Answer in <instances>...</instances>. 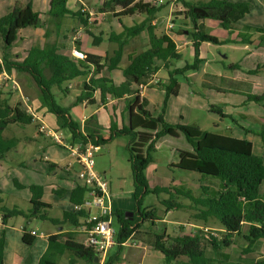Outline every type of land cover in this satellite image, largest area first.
<instances>
[{"label":"trees","instance_id":"obj_1","mask_svg":"<svg viewBox=\"0 0 264 264\" xmlns=\"http://www.w3.org/2000/svg\"><path fill=\"white\" fill-rule=\"evenodd\" d=\"M178 1H181L184 7L183 18L189 19L194 26L193 30H188L192 40L194 59L191 64L186 63L183 67L175 68H170L172 61L180 57L176 51L175 43L167 34L157 37L154 32L155 26L151 24L154 15L161 9L162 5L155 6L148 0L103 1L98 12L111 13L120 22L121 19L118 16L126 13L132 17L145 14V18L141 22L134 21L131 25H124L121 22V31L108 32V39L116 43V48L111 54H107L102 62L88 57L77 59L71 54L61 53L55 42L47 41L42 47L32 46L29 48L21 61L9 60L7 48L13 45L20 29L37 26L39 13L35 12L30 4L16 3L11 10L0 17V36L5 45L0 62V73L4 71L9 75L18 72L29 76L39 92L41 106H45L47 111L54 113L57 125L67 128L72 138L77 139L78 142L81 141L84 144L91 142L100 146L107 139L110 140L115 136H130L126 149L128 152L127 161L131 170L135 209L130 212L114 211L113 225L115 220L114 239L117 254L106 256L101 264H113L118 258L122 245L132 237L137 239L140 237L152 248L159 251L165 264H172L173 261L182 256L186 257L192 264L211 263L214 258L207 256V251L215 252L223 247H228L231 244L232 235L239 232L244 222L249 224L247 234L243 236L248 243V248L244 252L250 251L254 242L258 240L264 242V198L261 197L259 190L264 181V161L253 153V145L250 140L202 130L190 124L170 125L165 122L162 115L153 116L147 110L145 100L138 103L135 110L137 115H140L144 120L154 122L156 124L155 130L143 126L136 128L125 126L119 129L115 127L114 129L110 128V135L104 140L101 136L82 134L79 131L78 123L71 119L68 107L55 101L53 88L67 94L69 88L67 86L62 87V84L77 77L86 76L91 66L94 67L95 74L104 67L109 71L119 70L124 76V81L114 84L111 79L90 76L82 82L81 92L74 103L82 100L91 103L93 101L91 96L96 90L100 92L102 100L106 95L119 98L124 94H131L132 97H137L136 90L132 86L154 74L158 70L157 62H162L168 73V78L157 85L164 89L167 97L176 95L179 89L176 75L198 67L201 60L199 46L202 42L208 41L204 32L197 28V22L205 18H213L219 22L222 28L228 30L232 24L242 19L250 9L249 3L244 1ZM67 17H74L84 25L88 24V15L80 10L77 12L69 10L67 0H50L47 23H54L59 30L60 23ZM143 32L147 34L148 47L140 52L129 54L127 64L121 67L120 63L125 45L130 39L141 35ZM45 34L46 36L49 35L48 30ZM100 34L95 35L98 41L101 40ZM237 42L251 43V40L244 36H238ZM236 65L241 67L239 63ZM46 70L49 71L48 75ZM247 97L251 101L261 103L264 108V89L258 93L248 94ZM208 111L225 116L221 109L215 105H211ZM34 120L27 108L21 104L11 105L7 98L0 95V154L8 152L17 144L16 138H4L2 136L4 129L10 124L26 125ZM170 128H175L182 133L192 147V155L185 158L181 166L187 170L219 178L223 185L222 191L214 193L209 187L202 185V196H196L191 190L181 189L175 185L151 186L149 184L145 171L152 162L151 152L155 150V142L169 135ZM137 130L153 131L154 133L153 139L147 144L144 156L137 155L131 148L137 137ZM259 135L264 143V130ZM48 166L50 170H53L54 164L48 162ZM28 188L31 197L26 209L19 208L17 205L13 207L0 206V219L3 225L10 217L21 215L25 218L48 220L52 224L68 221L76 226L79 219L82 220L86 216L83 211L75 212L73 210V205L80 204L86 194V187L79 183L70 190L52 188V192L59 196L69 192L68 200L72 208L62 212V220L50 216L51 204L41 199L44 193L43 185L31 184ZM162 193L169 196L159 201L164 207V212L171 209L192 210L195 220L207 223L208 220L212 219L218 223L224 229L223 236L218 238L200 228L191 230L189 233L184 232L182 228L173 234H168L164 230L162 232L155 231L153 228L158 220L156 209L149 205L143 207L142 202L146 195L158 197ZM184 200L187 202L185 203ZM64 235L69 236L71 234L66 233ZM21 239L24 244L30 245L33 236L24 230ZM4 244L5 232L4 229H0V264H3ZM66 250L89 264H100L99 256L92 247L73 239H66L57 246H48L38 264H57V254ZM254 264H264V256L255 260Z\"/></svg>","mask_w":264,"mask_h":264},{"label":"rangeland","instance_id":"obj_2","mask_svg":"<svg viewBox=\"0 0 264 264\" xmlns=\"http://www.w3.org/2000/svg\"><path fill=\"white\" fill-rule=\"evenodd\" d=\"M0 0V17L5 15L9 10H11L16 3H21L22 0ZM100 0H69L68 8L72 11L77 12L80 6L79 3H86L90 5H99ZM152 2L153 0H148ZM161 9L154 15L152 19L153 25L155 26L154 32L157 37L162 34H183L185 29L189 31L194 29L193 23L188 19L187 21L183 18V11L180 7L184 9L182 2L176 0V6L170 9L171 0H162ZM191 1V0H187ZM232 2L244 1L249 3V12L239 21L231 25L233 30H227L222 28L215 19L205 18L202 21L197 22V28L204 32L208 37V41L204 42L200 48V64L196 69L186 70L182 76H178L179 89L176 95L162 96L161 105L158 110H154L155 103H151L150 106L146 107L150 113L154 116L162 115L165 117V99L169 98V105L166 108V118L171 122H168L165 118V122L170 125H176L178 123H184L187 121L190 125H197L198 128L202 130H207L215 133H226V126L232 125L230 118H221L218 113L208 111V109L198 108L201 106L200 102H205L209 108L211 105L218 106L215 102L217 101V96H221L220 90L217 87L223 86L220 78H215L210 74L221 73L230 75L232 70L229 68L230 64H233L243 58L248 49H253L255 46L260 44L262 40L264 41V0H230ZM97 12V11H96ZM98 13V12H97ZM96 13V14H97ZM95 14L90 17L91 22L95 19ZM122 24L131 25L134 21L141 22L145 18V14H140L136 17H132L129 13L124 15H119ZM100 18L101 21L96 23ZM96 18L93 21V25L96 23V28L101 27L102 31L107 32L110 30V24L117 30L122 29L118 19L112 14H105L104 19L102 17ZM155 19L157 21H155ZM173 21V28L170 30L166 25L169 21ZM152 22V21H151ZM75 23V19L71 18L69 24ZM188 23V25H187ZM98 24V25H97ZM152 24V23H151ZM28 30H32L33 27L28 26ZM73 34V31L71 32ZM247 35L250 39L254 41L253 45H245L241 43L233 42H219L224 39H234L237 34ZM99 34V32H95ZM187 39V36L183 34L181 39ZM262 39V40H261ZM85 43V40L83 41ZM263 43V42H262ZM264 44V43H263ZM109 45H112L108 40H104L98 46L92 44V37H89V41L86 46L94 49H108ZM4 42L0 36V51L4 50ZM148 47V38L146 33H142L128 41L124 48L123 63L127 64V53L133 54L140 52ZM9 48H12L9 47ZM7 48V49H9ZM192 46L189 42L187 47L181 49L180 58L172 61L170 68L183 67L186 63H192L194 56L191 55ZM261 52L264 54V50ZM193 54V53H192ZM259 55L264 60L262 55ZM258 61V60H257ZM259 63V61H258ZM257 63V64H258ZM263 63V62H262ZM260 64V63H259ZM264 63L260 64V73H264ZM244 69V68H242ZM167 71V70H166ZM114 76H119L124 81V76L118 70H111ZM46 74L49 71L46 70ZM84 76L77 77L71 81H66L62 84V87L68 86V84H76V81L83 80ZM211 77V78H210ZM24 75L19 78V85L22 90L24 98L29 97V104L34 101L35 98H39L38 95H34L31 91L24 90L22 85ZM4 80V79H1ZM4 82V81H3ZM77 86L68 91L67 94L59 92L57 88H53L55 101L62 105L67 106L68 111L73 109L71 101L73 102L75 95L77 94ZM156 86V85H154ZM0 87L2 85L0 84ZM12 88V86H11ZM159 90H163L159 87ZM17 92V91H16ZM13 91L12 94L16 93ZM19 92V91H18ZM27 96H26V95ZM245 100L247 98L246 91L242 90L240 94ZM18 95L11 97L12 104L18 101ZM13 98V99H12ZM40 100V99H39ZM28 102V100H27ZM71 105V106H70ZM79 105V104H78ZM44 107V108H43ZM38 108L40 112V119L44 121L46 127L45 131L51 130L58 134L65 145H69L68 140V129L59 127L55 120L54 113L47 111L45 106ZM94 105L88 104L86 106V113L93 109ZM202 107V106H201ZM79 111L82 107L79 106ZM74 111V110H73ZM71 112H69L70 114ZM73 113H76L75 111ZM73 116V114L71 113ZM111 117V128L119 127L115 120H113L110 111L100 112L97 116L101 121V118L105 119ZM164 115V116H163ZM140 116V115H138ZM247 117L251 118L254 114H246ZM75 118V116H73ZM139 117L133 115V110H130V117H126L132 125H140L142 122L138 119ZM109 119V118H108ZM110 121V119H109ZM149 125V124H148ZM243 125V124H241ZM128 127V122L125 123ZM178 136L163 138L164 141L158 142L156 144V149L151 152L152 162L146 168V176L148 182L151 186H177L181 189H189L195 195L198 193L199 185L208 186L214 193L223 190V185L219 178L203 175L199 172L192 170H184L172 166V162L177 161V155H173V148L177 149H192L191 145L186 141L182 133L178 131ZM2 136L4 138H16L17 144L14 148H11L8 152L0 154V206L6 205L7 207H13L17 205L19 208L26 209L29 206V196L31 195L30 189L28 188L31 184L44 185V199L51 201L52 204L59 202L60 206L68 204L66 201L62 200V196H57L50 193L49 185H45V179H47L49 172L48 162L54 161L59 168L71 167L72 158L70 150L64 146L55 143L49 135H44V131L40 132V125L37 121H33L26 125L10 124L8 125ZM151 136L144 132L139 136L137 147L135 148L136 154L139 156H144L146 153L147 144L153 139L149 140ZM130 140L128 135L115 136L112 139H107L103 144L100 145V149L94 154V170L102 174V171H106V179L109 183V191L112 193V200L114 209H119L121 211H133L135 209V201L133 195V184L131 178L130 165L127 161L128 152L126 146ZM148 141V142H147ZM156 143V142H155ZM260 144L254 142V153L258 154ZM75 169L77 167L72 166ZM78 170V169H77ZM51 175H49V178ZM50 179H53L52 177ZM44 182V184H42ZM260 192L264 191V181L260 185ZM115 194V196H114ZM168 194L162 193L158 197L154 195H146L143 199L142 206H153L156 209L158 220L154 225V230L162 232L164 227L168 234L175 233L178 227L182 228L184 232L189 233L191 227L189 222H193V211L187 209H175L171 213L166 214L164 212V207L159 201L168 198ZM186 203L187 201L184 200ZM56 209L51 210V215L55 216L57 214ZM1 214V213H0ZM165 218L166 222H161L160 220ZM180 222L176 223L175 222ZM195 220V219H194ZM25 221V218L21 215L10 217L6 225L8 227H14L18 229L20 224ZM116 221L114 220V225ZM40 221L33 219L28 227H34L41 230L39 225ZM179 226H178V225ZM219 226V225H218ZM208 233H214L216 237L221 238L223 236V231L217 229L214 224L205 225ZM238 242V239H237ZM262 241H257L255 244L254 252L263 253V250L259 252V246ZM133 244V245H131ZM240 245V240H239ZM244 243L239 247L241 248ZM22 251H26L29 254L33 253V249L24 244L22 246ZM111 256L117 254V246L113 247L109 251ZM207 256L214 258L209 264H235L241 256L235 245L231 247H224L218 251H207ZM253 255L252 253H250ZM240 264L244 263L242 261ZM253 263V262H252ZM101 264V263H100ZM113 264H165L162 255L156 253H147L141 247L139 239L136 237L129 238L126 244L122 245L118 253V258ZM172 264H192L184 256L173 261ZM254 264V263H253Z\"/></svg>","mask_w":264,"mask_h":264},{"label":"crops","instance_id":"obj_3","mask_svg":"<svg viewBox=\"0 0 264 264\" xmlns=\"http://www.w3.org/2000/svg\"><path fill=\"white\" fill-rule=\"evenodd\" d=\"M103 1L104 0H100L99 5H90V4L80 2L79 6L85 5L86 7L93 10L94 12L95 11L98 12V10H99L98 8L101 6ZM68 2H69V0H67V8H68ZM21 4L22 5L30 4L32 9L35 12L39 13L38 24H37V26L33 27L32 30H28V28L26 27V28L20 29L18 31L17 39L14 41L12 48L7 49V54H8L9 60H12V61L23 60V58L25 57L26 52L29 48H31L32 46L42 47L46 41L47 42H55L61 53L70 54L71 49L75 47L78 50H80L85 55V57L98 60L99 62H102L104 57L107 54H111L112 51L116 48V43H114L108 39V32L109 31L119 32L121 30H117L116 28L112 27L111 24H110V26H111L110 30L107 32L102 31L101 27L96 28V23H99V21H101L99 17H102L104 19L105 14L107 15V14H111V13H99L98 12L97 14H95V15H97V16H95V19L99 18L97 20V22L95 23V25H93V21H95V19H93L92 22H91V20H89L88 24L84 25L77 18L67 17V18H64L62 20V22L60 23V26H59V30H57L54 23H50V24L47 23L48 11L50 8V0H22ZM68 9L71 10L70 8H68ZM180 10L183 11V8L180 7ZM71 18L75 19V23L69 24V20ZM91 18H93V17H91ZM155 21H157V20L155 19ZM203 21L204 20H202V24H203ZM118 22L121 26L122 25L121 22L120 21H118ZM151 23L153 24L155 22H153V20H152ZM217 23L219 24L218 21H217ZM187 25H188V23H187ZM46 30H48V32H49L48 36H46V34H45ZM188 30H189L188 28L185 29L184 33H183L187 36V39L184 38V39L179 40V38L182 37L183 34H172V35L167 34L175 43L176 51L179 54H180L179 51L181 49H183L184 47H187L189 45V42L192 46V40H191V36L188 34ZM228 30H233V29L230 27ZM72 31H78L79 32L78 40L72 41V37H73V35L71 33ZM95 32H99V34L101 33L100 34L101 40L98 41L95 38L96 37L95 35H98V34H95ZM143 33H145V32H143ZM238 36H244L246 38H249L247 35H242L239 33V34H237V36L234 39H224L223 41L220 40L219 42H228V40H231V42H233V43H238L237 42ZM89 37H92V44L93 45L98 46L104 40H108L109 42L112 43V45H109L108 49H106V50L90 48L89 46H86V43L89 41ZM84 40H85V43L83 42ZM249 40H251V43H241V44L253 45L254 41L250 38H249ZM204 42H207V41H204ZM204 42H202L200 44L199 51H200V48ZM262 42L264 43L263 40H262ZM262 42L260 44H258L257 46H255L253 49H248V51L245 53V56L243 58H241L240 60H238L237 62H235L233 64H230L229 68L232 70L231 76L226 75V74L220 75L221 73H214V72H212L210 75L215 77V78H220L221 82H223V86L217 87L220 90V93L222 95L217 96V101L215 103L218 105L217 107L221 109L222 113L225 116H221V115H219V116L221 118H230L231 122L233 123L232 125L226 126V133H219V134L229 135V136H233V137H237V138H246V139L250 140L252 142V145H253V148H252L253 153L255 152L254 151V142L260 144L261 146L258 150L259 155L255 154V153L254 154L261 157L264 161V143L262 141L261 136L259 135V133L262 130H264V108L262 107L261 103H256L254 101H251L248 99V97L245 100H243L242 96L240 95L242 90H245L246 95H248V94H252V93L253 94L258 93L259 91L264 89V73H260V64H263L264 60L262 61L263 62L262 63L261 62L262 58L259 56L261 54V52L260 53L257 52V50H260V51L264 50V44ZM192 53H193V50H191V55H193ZM2 54H3V51H0V62L2 59ZM128 55H129V53H127V60H128ZM123 57H124V53H123L121 63H120L121 67L126 65L123 63ZM199 57H200V53H199ZM262 57H264V54L262 55ZM200 59H202V58H200ZM257 60L259 61L260 64L258 63ZM200 63L201 62H199V64ZM238 63L241 64V67H237L236 64H238ZM188 64H190V63H188ZM157 65H158V70L154 74L150 75V77H148V79L154 77L158 80V83H160V82L165 81L168 78V73H167L166 69L164 68L162 62H157ZM242 68H244V69H242ZM262 68H264V67H262ZM120 73H121V71H120ZM22 75H24V77H25V79L22 82V85L24 86V90L31 91L32 93H34V95L39 96V92H38L37 88L35 87L33 81L31 80V78L24 73H18V72H14L12 74H9V76L17 82L18 87L20 89V92H18V91L16 92V90H14V89L12 90L11 82H9L8 80L3 82L1 80V76H0V84L2 85V87H0V95H1V97L7 98L9 104H11V105L21 104L25 108H26V106H29L33 110V112H35V115L37 116L34 118L35 121H37V124L38 125L43 124L45 127H47L44 124V121L42 119H40L41 115H40L38 108L41 107V103H40L39 98L38 99L35 98L34 101H32V103H30V104H29V97H27L28 98L27 103L24 102L23 96L21 98V95H23V93H22V90L20 88L18 80ZM90 76L108 78V79H111L114 84H119L120 82H122L120 80H123L119 76H114L112 74V72L109 71L106 67L102 68L101 71H99V73L95 74L94 67L91 66L90 71L88 72V74L86 76L83 77V80L76 81V84L79 85L76 88L77 94L75 95L73 102L72 101L70 102L71 105H73V109L69 110L68 112H71L73 114V116H75V118H74L71 115V113L69 114L71 119L78 123L79 131L82 134H84V135L92 134L95 136H101L104 140L109 137L110 128H111V126H114V125H111L113 122L111 121L112 119H111L110 115L108 117L110 119V121L107 118V116H105V119L101 118V121L98 119L97 116L100 114V112H103V111H106L107 113H108V111L111 112L113 120H115L117 125H119V127H116L117 129L125 127V123L128 122L129 127L136 128L139 126H143V127H147V128H151V129L155 130L156 124H154V122L144 120L141 116L139 117L137 115L135 107L142 100H145L146 101V107L150 106L151 103H155L154 110H158L159 106L162 103L161 102V100L163 98L162 96L166 95L164 89L159 90V87H160L159 85H156V86L150 85L147 88H145L144 90H139L138 84H140L142 82L145 83L148 81V79L147 80L145 79L143 81L136 82L132 86V88H134L136 90L135 93H136L137 97H132L133 95H131V94H124L122 97H119V98H113L110 95H106L105 98L102 100L100 92L98 90H96L91 96V98L93 99V101L91 103H89L87 100H82L81 102L74 103L76 101L77 96L81 92L82 82L84 80H87ZM178 76H182V74L176 75L177 80H178ZM76 84H68L67 87L69 88V90H71L72 88H74V86ZM13 91L16 93L12 94ZM15 95H18L20 97H18V101L16 103L12 104L11 97L12 96L15 97ZM88 104H92V105H94V107L91 111L86 113V106ZM200 104L202 107L200 106L198 108L208 109L207 104L205 105V102H200ZM168 105H169V98L165 99V111H164L165 117L164 118L168 122H171L170 120H168L166 118V108ZM79 106L82 107L81 111H79V109H78ZM131 109L133 110V115L139 117L138 119L142 122L141 125H132L129 122V120L126 119V117H130V110ZM73 110L76 113H73L74 112ZM246 114H249V115L254 114V116L249 118L246 116ZM54 121L56 122V118ZM147 124H149V125H147ZM183 124H190V123L185 121ZM241 124H243V125H241ZM195 126H197V125H195ZM144 132H147L151 136L149 138V140H151L152 137L154 136L153 131L137 130V137L131 145V148L134 152H136L135 148L137 147L139 136L141 134H143ZM178 134L179 133H178L177 129L170 128L169 129V135L167 137H175V136H178ZM44 135H46L45 132H44ZM68 140H69L70 145L78 144V140L77 139L75 140L74 138H72L69 130H68ZM72 140H74V141H72ZM160 140L161 139H159L155 143V149H156V144L158 142L164 141V139L161 141ZM99 149H100V146H99ZM70 154H71V152H70ZM173 155H177V161L172 162L171 163L172 166L185 170V168H183L181 166L182 161L185 158H187L189 155H192V150L191 149L188 150V149L173 148ZM71 162H72L71 167L59 168L58 165L54 161H51V163L54 164V168H53V170L49 169V172H47L48 173L47 179H45V181H44L46 183L45 185H49L51 194H54L52 192L53 187L56 189L70 190L76 184H78V181L76 179V173L78 172V170H77L78 166L75 162L74 157L72 158ZM74 165L77 167V169L72 167ZM102 174L106 177V171L105 170L102 171ZM49 175H51V177L53 179H50L51 177L49 178ZM44 182L42 184H44ZM38 184H40V183H38ZM201 186H202V184L199 185V190H198V193H196L197 194L196 196H202L203 193H202ZM204 186H206V185H204ZM206 187H208V186H206ZM43 188H44V185H43ZM218 192H220V191H218ZM44 193H45V191H44ZM44 193H43V196L41 199L44 202L51 204V206H52V208L50 209V216L53 218L62 220V212L65 210H71V208H72V205L69 203V200H68L69 192H66L63 195H60V196H62L61 199L66 201V203L68 204V207H66V205L60 206L59 202L56 204H52L51 201L45 200L44 199ZM110 194H111V196H113L112 193H110ZM131 194L133 195V191ZM260 194H261V197L264 198V191L262 193L260 192ZM54 195H56V194H54ZM57 196H59V195H57ZM114 196H115V194H114ZM30 197H31V195L29 196V199H30ZM29 199H28V201H29ZM52 209H56L58 211L55 216L51 215ZM113 209H114V206H113ZM116 210H119V209H114V211H116ZM172 210H175V209L168 210L166 212V214L171 213ZM33 219H35V218H25V221L22 222V224H20V227L18 229H15L14 227H8L6 224L3 225L1 222V219H0V229H4V232H5L3 264H38L41 256L47 250L48 246L49 247L52 245L57 246L59 244H62V242H64L66 239H73L76 242H79L82 244L84 243L85 234L82 230V220L81 219H79V223L76 226L71 224L68 221H63L61 224H52L48 220L35 219V220H38L41 222V224L39 225L41 230H39V231H38V229H36L34 227H28V224L31 223ZM160 221L166 222L165 218L161 219ZM191 221H193V222L188 223L189 226H192L191 230H195V229L204 227L205 225L207 226V225L214 224L217 226V229H220L221 231L224 232V229L212 219L208 220L207 223L200 221V220H194V219ZM175 222H176V220H175ZM176 223H180V222H176ZM248 226H249L248 223H245V222L242 223L239 232L232 235V237H231V244L228 246V248L231 247L232 245H235L238 249V252L241 255V256H238L239 259L236 261L235 264H240L239 263L240 261L244 262L242 264H253L255 262V260L264 256V242L263 241H262L263 243L258 247L259 252H260V250H263L262 254L258 253V252H256V253L254 252V250H255L254 246L257 243V241L254 242V244L251 246L250 251L244 252V250H246L248 248V243L243 236L245 234H247ZM23 228H25V229H23ZM178 229H181V227L180 228L178 227ZM24 230L28 231V233H30V234H31V231L35 232L34 234H31L33 236V241L30 245H28L33 249L32 254H29L26 251H22V248H23L22 246L24 245V243L22 242L21 237L24 233ZM163 230L166 231V228L164 227ZM66 233H70L71 235H69V236L64 235ZM237 239H238V242H237ZM239 240H240V245H239ZM139 242L141 243L142 249H144L148 254L149 253H156L158 255H161V253L159 251L152 248L150 245H148L147 242L143 241V239H141L140 237H139ZM126 243H127V241L124 244H126ZM243 243H244V245L241 248H239ZM131 245H133V244H131ZM115 246L116 245H114L113 247H115ZM113 247H111L109 249V251ZM109 251H108L106 256H110ZM250 253H252L253 255H251ZM106 256H105V258H106ZM56 257H57V264H89L88 262H85L79 258H76L73 254H71L67 250L62 252L61 254H57Z\"/></svg>","mask_w":264,"mask_h":264},{"label":"built area","instance_id":"obj_4","mask_svg":"<svg viewBox=\"0 0 264 264\" xmlns=\"http://www.w3.org/2000/svg\"><path fill=\"white\" fill-rule=\"evenodd\" d=\"M175 1L176 0H171L170 9L176 6ZM151 3L155 6H160L164 2L162 0H153ZM79 10L88 15V21L93 14L97 13L85 5H80ZM167 27L170 29L173 28L172 20L167 23ZM72 35V41L78 40V31H73ZM70 54L77 59L85 57V55L75 47L71 49ZM0 76L1 79H4L2 81L8 80L11 82L12 88L20 92L17 82L6 72L3 71L0 73ZM157 84L158 80L156 78H149L147 82L138 84V89L144 90L150 85ZM27 100V97L24 98L25 103H27ZM26 108L34 118L37 117L29 106H26ZM45 129L46 127L43 124L40 125L41 132L44 131L55 143L64 145L70 150L78 166L76 179L80 185L86 187V194L80 204L73 205V210L75 212L83 211L86 214L82 219V230L85 234L84 245L92 247L98 254L100 263H102L109 249L116 243L114 239L115 227L113 225L114 209L112 196L109 191V184L103 174L94 171V154L99 150V146L91 142L84 144L81 141L75 145H65L64 141H62L61 137L56 134V132L51 130L45 131ZM200 229L207 231L206 227H201ZM34 233V231H31V234ZM212 235L215 234L212 233Z\"/></svg>","mask_w":264,"mask_h":264}]
</instances>
